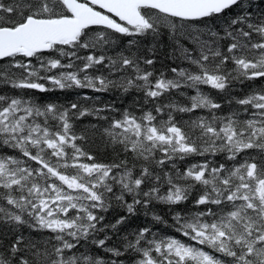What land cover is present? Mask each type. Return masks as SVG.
<instances>
[{
    "label": "snow or ice",
    "instance_id": "obj_1",
    "mask_svg": "<svg viewBox=\"0 0 264 264\" xmlns=\"http://www.w3.org/2000/svg\"><path fill=\"white\" fill-rule=\"evenodd\" d=\"M0 264H264V0H0Z\"/></svg>",
    "mask_w": 264,
    "mask_h": 264
}]
</instances>
